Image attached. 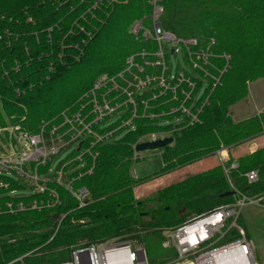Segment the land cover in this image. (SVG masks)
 <instances>
[{
    "label": "trees",
    "instance_id": "1",
    "mask_svg": "<svg viewBox=\"0 0 264 264\" xmlns=\"http://www.w3.org/2000/svg\"><path fill=\"white\" fill-rule=\"evenodd\" d=\"M227 1L158 0L164 8L160 24L165 31L180 39H196L200 48L215 41L212 47L216 57L205 65L207 76L199 71L198 77L193 75L188 54L182 53L189 68L185 72L197 83L193 99L184 107L196 116V121L191 122L192 118L180 109L185 100L180 90L176 101L171 92L160 95L153 84L147 92L135 94L134 104L127 102L125 95L120 98L119 93L110 92L107 98L111 105L121 106L92 125L93 132L104 139L88 137L72 158L76 159L80 151L89 152L83 155L82 162L74 160L71 165L76 168L67 169L69 175L78 176L84 165L83 176L74 189L86 187L90 191L86 206L78 210L77 200L55 182L50 187L60 194L59 203L51 210L0 215V264L62 262L81 241L94 244L130 234L138 227L175 225L187 217L236 202L234 196L221 197L231 191L229 182L247 197L264 195V147L238 159L231 158L226 168L233 164L237 168L229 174L222 165L188 174L147 201L154 205L152 208H146L147 203L138 201L134 193L145 181L194 167L223 148L231 151L264 135V114L233 123L229 113L230 107L246 96L247 83L264 78V0H236V9L229 4L226 7ZM150 2L0 0V98L6 116L17 115L16 121L27 123L32 134L43 126L49 131L62 123L67 112L82 109V115L91 113L94 86L101 77L114 79L120 86L124 84L120 75L133 80L134 69L126 72L128 58L141 45L149 52L155 50L148 47L153 43L138 41L131 31L139 20L151 23ZM224 50L231 57L220 78L227 63ZM154 59L153 55L138 56L135 61ZM158 72L148 65L143 73H135L145 80ZM214 78L220 79L216 86ZM204 85L206 91L197 101ZM182 89L187 91L186 85ZM95 92L105 93L106 89ZM1 117L0 114V122H4ZM128 122L133 123L129 130L121 129L106 138L114 127H126ZM163 132L172 138V143L161 149L163 167L151 177L135 179L131 173L136 161L134 147L142 136ZM52 163L43 166L40 173L45 175ZM253 170L259 179L249 184L246 175ZM48 200L53 204L45 192L28 194V202L47 204ZM62 215L66 216L55 234ZM238 223L250 240L242 215Z\"/></svg>",
    "mask_w": 264,
    "mask_h": 264
},
{
    "label": "built area",
    "instance_id": "2",
    "mask_svg": "<svg viewBox=\"0 0 264 264\" xmlns=\"http://www.w3.org/2000/svg\"><path fill=\"white\" fill-rule=\"evenodd\" d=\"M153 3L151 23L146 26L143 20L137 21L132 26L131 31L138 41L155 44V50L149 52L142 49L129 57L126 72L134 69L135 72L141 74L144 72L145 67L147 68L149 65L157 68L159 74L156 76L148 75L145 80L140 79V76L135 72L132 76L133 80H128V78L120 75L124 80V86H120V83L114 79L103 76L96 81L94 86L93 110L91 113L72 115L69 118H67V115L64 116L63 125L69 126L67 131L62 130L61 126L54 127L48 132L45 128H42L40 133L32 135L22 133L18 136L19 147L17 148H21V150L16 152V149L10 155L2 154L0 156V215H16L30 210L42 211L49 206L44 202H28V178L33 183L32 191L36 193L43 194L45 192V189L40 186L43 179L55 178V182L63 185L65 176L70 174L67 171L66 163H61V168L56 170L51 165L45 175L39 172L38 167L46 166L47 163L52 162V159L67 149H73L72 152L80 150L82 143L90 136L96 138L97 141L104 139V136H98L93 132L92 125L112 115L121 106L119 104L114 107L111 105L112 101L107 97H110L112 91L119 93L120 98L125 95L128 99L127 102L134 104L135 98L133 97L135 94L147 92L153 84L159 88L160 95L171 92L176 101L180 90L181 94L185 96L180 109L192 118L191 122L196 121V116L184 107V103L190 99L195 90V82L188 75L189 73L187 74L185 71H178L175 75H171L168 56L171 55L172 51L173 55H176L179 52L178 46H180L182 53L185 51L188 54L192 74L197 76V73L202 72L207 76L208 71L205 65L209 64V58L212 57V54L203 51L202 48H200V51L194 52L193 48L199 46L196 39L184 40L166 32L160 24L164 9L158 5V0H153ZM210 44L215 45V41L212 40ZM150 55H153L155 59L152 61L145 60L143 63L135 61L138 56L145 58ZM194 57L197 61L193 60ZM219 81V78H215L214 86ZM183 85H186L187 91L182 89ZM100 89H106V92L100 94L95 92ZM99 100H102V102ZM175 111V109L172 110L173 113ZM197 111L199 112V110ZM91 117H94L92 122H87L86 120ZM128 123L124 126H127ZM15 130L18 131L19 128ZM65 134L68 136L67 138ZM111 135H106V138ZM149 141H157L156 136H152ZM226 150L223 148L217 153L222 162H224L223 158L226 157ZM88 152L89 150L80 151V155L75 160L82 162L83 155ZM135 153L136 155L139 154L136 151ZM30 166H34V168L30 169ZM83 168L84 165L82 164L81 170ZM236 168L237 165L233 164L230 168H226L225 172L229 174L231 169ZM81 170L80 174L75 177L76 180L72 178L69 181L70 184L65 187L71 193V196L77 200L78 210L84 208L91 198L90 191L86 187L73 189V183L83 175ZM246 177L249 184H253L259 179L256 170L249 172ZM17 179L20 181L18 182ZM12 182L20 189L13 190ZM229 184L231 191L235 193L236 202L234 203L224 204L202 214L187 217L186 220L172 226L138 227L137 231L130 234L119 235L94 244L81 241L71 248L67 260L51 264H256L253 243L247 238L245 230L239 225L238 221L242 215V209L246 205L255 204L264 208V195L253 198L247 197L232 182H229ZM16 200L20 201L15 202ZM58 203L59 200L55 205ZM65 216H61L57 230ZM145 234H158L162 238V248L166 254L158 263L149 261L145 248L139 243V240Z\"/></svg>",
    "mask_w": 264,
    "mask_h": 264
},
{
    "label": "rangeland",
    "instance_id": "3",
    "mask_svg": "<svg viewBox=\"0 0 264 264\" xmlns=\"http://www.w3.org/2000/svg\"><path fill=\"white\" fill-rule=\"evenodd\" d=\"M245 3H247V2H245ZM150 4L152 6V14H153V9H154L153 0H151ZM228 4L230 6H232L234 9H236V7L239 6L238 1H236V0L227 1L225 6L227 7ZM158 5H160L163 8V6L160 2H158ZM248 7H249L248 8L249 11L253 10L252 6L248 5ZM152 14H151V16H152ZM139 21H141V20H139ZM144 24H146V26L149 25V23L145 22V21H144ZM169 33H171V32H169ZM141 46H143V45H141ZM141 46L138 49H136L135 51H139V50L143 49V47H141ZM148 47L149 48H155V44H152ZM197 47H199V46H197ZM197 47L193 48L194 52H198L201 50L200 47L199 48H197ZM202 49H204L203 51L209 52L210 54H212V57H216V54L214 52V47H212L211 44L206 45L205 48L202 47ZM178 51L179 52L176 55L171 54L168 56V65L170 68L171 75H175V73L178 71H189V68H188L186 62L183 59V55H182V51H181L180 46H178ZM223 52H224L223 57L225 58L227 63H226L224 70L220 71V74H221L220 78L227 71V68H228L229 62H230V58H229L230 55H227L226 50H224ZM212 57H210V58H212ZM210 58H209V62H210ZM193 60L197 61L196 57H194ZM259 62H260V59H259ZM193 81L195 82V85H196L195 89H196L197 83L195 80H193ZM206 88H207L206 85H204L202 87V89L200 90V92L197 96V101H199L202 98V96L204 95V93L206 91ZM246 91H247L246 96L243 99H241L239 102H237L236 104H234L233 106L230 107L229 113H230V116H231L230 118L233 121V123H240L242 121H245V120H248L250 118L257 117V116L264 114V78H259L255 81L248 82ZM192 99L193 98L191 95L189 102ZM82 113H83L82 109L76 113L69 114L67 112V118L71 117L72 115H78V114H82ZM0 114L4 118V122H2V121L0 122V156L2 154L10 155V154L14 153V151L16 149H17L16 152L21 150V148H17V147H19V143L17 142L18 136H20L22 133H28V134L32 135V132L28 129L27 123L25 125H22L21 123L16 121L17 115L10 116V117L6 116L7 114L3 110V103L1 102V98H0ZM64 116H66V115H64ZM64 116H63V119H64ZM13 118H15V120H13ZM86 121L92 122V120L89 121V118ZM61 126H62V130H64V131H67L69 129L68 125H63V121L60 125L58 124V125H55L52 127H61ZM129 126H133V123H128V125L126 127H121V125L119 127L116 126L111 130L112 132H110V134L114 135V132H120L121 129H124V128H128V130H129ZM14 128L15 129L19 128V130L16 131ZM42 128H45L46 132H48L46 126H43L40 128L39 132L37 130L34 133L35 134L40 133ZM13 129H14L15 133L13 132ZM152 136H156L157 140H159V139H164V138L168 137L169 134L163 132V133H151V134L142 136L141 137L142 139L139 140L137 145H139L140 142L143 143V141L148 142L149 139H152ZM67 137L68 136L66 135V138ZM262 137L264 138V135ZM257 139H260V138H257ZM263 141H264V139H263ZM249 145L250 144L248 142L247 144L242 145V146L247 147ZM136 146L134 148H136ZM258 147L262 148L264 146L258 145ZM254 149H255V147H254ZM72 150L73 149H67L66 151L57 155L56 158L53 159L52 168L54 170H56L61 162L66 163L67 169L76 168L77 166L73 167L71 165L73 162H75L74 161L75 157L72 158L75 155V150L73 151V154L69 159V154L72 152ZM236 153L237 152H236V150L234 151V149L231 151L227 149L226 150V157L223 158L224 162H222L220 160L219 155H216V156L214 155V156H212L208 159H205L204 161L198 163L193 168H192V166H189V167L183 168L179 171L166 174V175L161 176L159 178L151 179L149 181H145L144 183H142L141 185H139L138 187L135 188V190H134L135 198L138 201L146 202L147 203L146 208H152V207H154V205H151V203L147 202V201L154 198L156 196V193L159 190L172 185V183H176L178 181L183 180L185 177L188 176V174L189 175L190 174H196L198 172L205 170V168H211V167L213 168L214 166L222 165L223 168L226 169L225 164L227 162H229L231 158L238 159L239 155L243 156V155L247 154L245 152H241L239 155H236ZM135 158H136V161H134L132 164L131 173H132L133 177L137 180L146 179L148 177H151L155 173L160 172L161 168L163 167L161 149L152 150V151H144V152L139 153L138 155H136V153H135ZM202 166H204L205 168L202 169ZM42 167L43 166L38 167L39 172H41ZM33 168H34V166H30V169H33ZM25 170L28 171L26 168H25ZM75 177H77V176H71V175L65 176V179L63 180V185H61V186L66 187L67 185L70 184L69 181H71L72 178H73V180H76ZM17 181L19 182L20 180L17 179ZM55 181H56L55 178L43 179L42 183L40 184V186L45 189V195L47 196V199H52L54 201V202L52 201L53 204L50 203L51 200L47 201V204H49V206H47L46 208L50 209V210L55 207L54 205H55V203H57V201L59 199V195H60V194H58L57 190L54 189V187H50L52 185L51 183H55ZM79 181H80V179L78 180V183H79ZM76 182L73 183V189H74V186L77 184ZM28 187H33V183L31 182V180L29 178H28ZM75 188L76 189H74V190H77V189H80L82 187H75ZM12 189L17 190V189H20V187H18L17 185H15L12 182ZM50 191L53 192V194H55V195L50 194ZM30 192H32V191L28 190V194H30ZM69 195L71 196L70 192H69ZM19 201L20 200H16L15 202H19ZM41 202H43V201H41ZM37 203H39V202H37ZM148 203H150V204H148ZM146 208H145V210H146ZM81 222L84 223V221H81ZM242 222L244 224L243 226L246 228L247 233L249 234L250 240L253 243L256 264H264V208H261L259 205H255V204L246 205L242 209ZM56 232H57V228L55 227V233ZM139 243L141 245H143V247L145 248V250L147 252V256H148L149 261L151 263H154V262L158 263L165 257L166 253L162 248V238L160 235H158V234H155V235L145 234L139 240Z\"/></svg>",
    "mask_w": 264,
    "mask_h": 264
},
{
    "label": "water",
    "instance_id": "4",
    "mask_svg": "<svg viewBox=\"0 0 264 264\" xmlns=\"http://www.w3.org/2000/svg\"><path fill=\"white\" fill-rule=\"evenodd\" d=\"M173 54V51L171 52ZM172 143V138L166 137L164 139H159L157 141H148V142H143L140 143L139 145L136 146L135 151L138 153L144 152V151H152V150H158V149H163L167 145ZM235 193L233 191L224 193L221 197L222 198H227V197H232L234 196Z\"/></svg>",
    "mask_w": 264,
    "mask_h": 264
},
{
    "label": "crops",
    "instance_id": "5",
    "mask_svg": "<svg viewBox=\"0 0 264 264\" xmlns=\"http://www.w3.org/2000/svg\"><path fill=\"white\" fill-rule=\"evenodd\" d=\"M263 137L261 138L260 137V139H256V140H254V141H252V142H250L249 144V146H247V147H245V146H240V147H238V148H236V149H234V151L236 150V155H239L241 152H245V153H247V154H249V153H253V152H255L259 147H258V145H262V146H264V141H263ZM252 147V148H251ZM254 147H255V149H254ZM261 147V146H260ZM239 157H240V155H239ZM193 168V167H192ZM205 167L204 166H202V169H204Z\"/></svg>",
    "mask_w": 264,
    "mask_h": 264
},
{
    "label": "bare ground",
    "instance_id": "6",
    "mask_svg": "<svg viewBox=\"0 0 264 264\" xmlns=\"http://www.w3.org/2000/svg\"><path fill=\"white\" fill-rule=\"evenodd\" d=\"M56 234V233H55ZM54 236V235H53Z\"/></svg>",
    "mask_w": 264,
    "mask_h": 264
}]
</instances>
